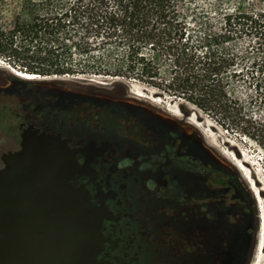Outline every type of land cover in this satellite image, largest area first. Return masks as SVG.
I'll return each mask as SVG.
<instances>
[{
    "label": "flooded vegetation",
    "instance_id": "flooded-vegetation-1",
    "mask_svg": "<svg viewBox=\"0 0 264 264\" xmlns=\"http://www.w3.org/2000/svg\"><path fill=\"white\" fill-rule=\"evenodd\" d=\"M24 79L0 80V155L24 132L74 153L102 208L100 264H245L251 236L236 243L234 224L211 210L219 199L204 201V170L223 169L244 213L251 200L195 130L125 90Z\"/></svg>",
    "mask_w": 264,
    "mask_h": 264
},
{
    "label": "rangeland",
    "instance_id": "rangeland-1",
    "mask_svg": "<svg viewBox=\"0 0 264 264\" xmlns=\"http://www.w3.org/2000/svg\"><path fill=\"white\" fill-rule=\"evenodd\" d=\"M55 2L52 4L54 10H42L41 16L53 18L57 13L60 16L69 12L70 7L87 4L90 0ZM239 2L249 8L254 2L255 5L260 6L262 0H185L183 7L180 8L181 18L189 23L190 26L186 27V35L193 34L192 39L200 45L199 51H205L201 47L202 40L206 36L205 23L211 25L210 30L213 34L224 33L226 31L223 23L224 13L233 11ZM18 5V1L13 2L11 8L2 15L8 31L11 30L15 15L19 11ZM86 34L89 43L85 50L72 45L73 70L43 74L37 68L32 70L26 64L10 63L0 57V80L13 78L29 80L16 75V72H22L34 73L37 79L60 81L68 86L81 85L91 89L111 87L115 90H125L140 97L147 104L169 113L174 120L183 123L188 132L195 130L202 137L204 145L208 146L210 153L220 159L235 175L237 182L244 187L251 205L248 213H244L240 204L230 197L233 190L230 193L224 192L223 188L228 186V177L223 169L204 170V175L209 176L205 183L209 190V192L205 191V194L209 195V199L204 201H211L213 195L215 199H219L217 206L211 207V210L217 212L218 217L224 218L227 224H234L236 243L245 240L246 232L251 236L245 264H264V90L256 87V79L251 73L258 65L253 64L252 42L249 38H234L213 45L216 46L219 54L225 51L226 54L236 55L235 62L223 73L224 80L228 83L230 97L233 100L237 99V102H233L228 108V116L225 118L221 113L214 115L189 103L185 99L187 94L175 95L173 87L169 86L170 81H173L175 67L171 65L167 54L159 53L154 47L142 49L149 59H153L150 62V66L156 71V76L153 78L147 74L117 75L108 70H97L96 66L101 64L112 67L122 55L127 53V50L123 45H115L112 38H107V33L104 31H91ZM80 35L82 32H73L68 38L71 37L72 41L78 40ZM105 39H109L108 43L103 42L106 41ZM72 41L67 39L66 43L70 45ZM27 47H29L28 54L32 58L27 61L38 65L41 61L40 55L44 52L40 53L38 47L31 43L27 44ZM255 73L260 74L257 69ZM174 82L177 84L175 80ZM2 103V94H0V105H3ZM240 122L242 125L249 124L250 129L242 130L237 124ZM260 238L262 243L259 245Z\"/></svg>",
    "mask_w": 264,
    "mask_h": 264
},
{
    "label": "trees",
    "instance_id": "trees-1",
    "mask_svg": "<svg viewBox=\"0 0 264 264\" xmlns=\"http://www.w3.org/2000/svg\"><path fill=\"white\" fill-rule=\"evenodd\" d=\"M16 1L19 11L8 31L2 15ZM55 1L0 0V57L10 63L26 64L32 70L37 68L43 74L65 73L73 70L72 45L85 50L89 43L86 33L104 31L115 45L125 46L127 53L112 67L101 64L96 66L97 70H108L117 75L147 74L153 78L156 76L155 69L150 66L153 59H149L142 49L154 47L159 53L167 54L175 67L173 81L169 83L175 95L187 94L185 99L189 103L227 118L228 108L237 99L234 101L230 97L223 73L235 62L236 55L225 51L219 54L213 45L248 37L252 42L253 64L258 65L251 73L256 79V87L264 90V0L260 6L254 2L249 8L239 2L233 11L225 12L224 33L213 34L211 25L205 23L206 36L201 46L205 51H199L200 45L192 39L193 34L186 35V27L190 25L181 18L180 12L185 0H90L87 4L70 7L69 12L60 16L59 13L53 18L41 16L42 10H54L52 4ZM26 15L28 18H24ZM73 32H82V35L72 41L68 35ZM67 39L72 41L70 45L66 43ZM105 40L103 42L108 43L109 39ZM30 43L37 46L40 53L44 52L38 65L27 61L32 59L27 47ZM256 69L259 75L255 73ZM237 124L242 130L250 129L249 124Z\"/></svg>",
    "mask_w": 264,
    "mask_h": 264
},
{
    "label": "water",
    "instance_id": "water-1",
    "mask_svg": "<svg viewBox=\"0 0 264 264\" xmlns=\"http://www.w3.org/2000/svg\"><path fill=\"white\" fill-rule=\"evenodd\" d=\"M81 173L74 153L45 135L24 132L18 149H3L0 264H100L102 208Z\"/></svg>",
    "mask_w": 264,
    "mask_h": 264
},
{
    "label": "bare ground",
    "instance_id": "bare-ground-1",
    "mask_svg": "<svg viewBox=\"0 0 264 264\" xmlns=\"http://www.w3.org/2000/svg\"><path fill=\"white\" fill-rule=\"evenodd\" d=\"M17 73V75H20V76H22V77H24V78H35V77H37L34 73H22V72H16ZM138 94H140V93H138ZM141 95V94H140ZM263 237V236H262ZM261 237V238H262ZM260 238V240L258 241V243H259V245L262 243V239Z\"/></svg>",
    "mask_w": 264,
    "mask_h": 264
}]
</instances>
